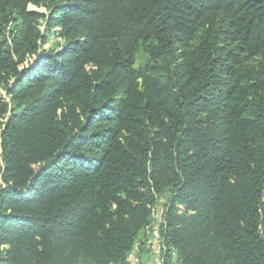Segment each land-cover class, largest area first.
Returning a JSON list of instances; mask_svg holds the SVG:
<instances>
[{"label":"trees","instance_id":"obj_1","mask_svg":"<svg viewBox=\"0 0 264 264\" xmlns=\"http://www.w3.org/2000/svg\"><path fill=\"white\" fill-rule=\"evenodd\" d=\"M0 89V264H132L166 194V264H264V0H0Z\"/></svg>","mask_w":264,"mask_h":264},{"label":"rangeland","instance_id":"obj_2","mask_svg":"<svg viewBox=\"0 0 264 264\" xmlns=\"http://www.w3.org/2000/svg\"><path fill=\"white\" fill-rule=\"evenodd\" d=\"M30 9L45 12V9L34 5H31ZM43 28H45V26H43ZM58 29L59 28H54V30L52 31L53 33L50 35L48 42L44 46L45 48L56 47L58 45V42L62 40L61 37L58 36ZM0 92L6 95V92L4 90L0 89ZM168 197L169 195L166 194L162 195L159 198L158 209H161L162 207L163 209L165 208V204L168 201ZM155 227V221H153L150 229L146 232L145 236L142 237L143 240H141V242L137 244L133 256L130 257V261L132 264H166V253L168 251V247H166V250L159 251L154 246V241L152 240V233ZM172 257L173 261L175 262L174 264H178L175 252H173Z\"/></svg>","mask_w":264,"mask_h":264},{"label":"built area","instance_id":"obj_3","mask_svg":"<svg viewBox=\"0 0 264 264\" xmlns=\"http://www.w3.org/2000/svg\"><path fill=\"white\" fill-rule=\"evenodd\" d=\"M154 221H155V228L152 233V240L154 241V246L159 250H166L167 244L165 238L162 236L161 233V226L165 224V208L157 209L156 213L154 214ZM132 252L130 257L133 256Z\"/></svg>","mask_w":264,"mask_h":264}]
</instances>
